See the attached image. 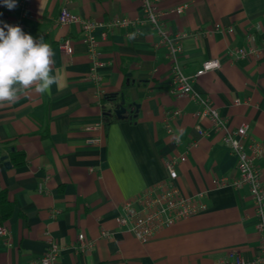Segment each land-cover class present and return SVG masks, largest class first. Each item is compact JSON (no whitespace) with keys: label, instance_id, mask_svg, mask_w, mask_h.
Returning <instances> with one entry per match:
<instances>
[{"label":"crops","instance_id":"1","mask_svg":"<svg viewBox=\"0 0 264 264\" xmlns=\"http://www.w3.org/2000/svg\"><path fill=\"white\" fill-rule=\"evenodd\" d=\"M16 4L9 10L0 0V21L21 24L35 39L43 36L55 52L63 86L53 85L43 95L30 91L0 108V189L16 203L13 216L0 223L7 229L0 235V264H35L52 243L61 249L59 264H222L230 252L250 264L260 255L254 202L249 187L231 185L239 172L226 137L248 125L244 142L264 145V0L158 4L164 12L186 6L165 20L173 34L186 35L179 58L186 76L195 77L205 61L220 60L219 70L195 77L193 86L226 119L228 132H217L208 118L197 116L199 104L174 91L168 50L159 45L161 36L146 21L139 0ZM64 7L84 20L131 21L106 39L97 31L106 63L98 84L89 79L81 26L57 23ZM66 42L73 48L70 55L61 49ZM249 46L259 54L242 60L227 56L229 49ZM113 93L124 99L126 115L137 116L136 124L105 126L102 101ZM105 107L115 111L113 104ZM177 110L182 116L169 121ZM91 139L98 143L88 144ZM192 143L196 146L189 149ZM12 151L24 153L26 164L14 166ZM184 154L176 184L185 196L201 198L207 210L141 243L117 218L126 202L167 180L166 162ZM257 166L264 179V157ZM223 180L226 185L216 182ZM80 234L93 243L87 253L78 248Z\"/></svg>","mask_w":264,"mask_h":264},{"label":"built area","instance_id":"2","mask_svg":"<svg viewBox=\"0 0 264 264\" xmlns=\"http://www.w3.org/2000/svg\"><path fill=\"white\" fill-rule=\"evenodd\" d=\"M139 1L142 4L146 21L161 36L159 45L165 46L168 50L174 91L180 96L189 98L199 104L201 110L197 113V116L208 118L217 132H228L226 119L212 105L210 99L203 97L193 86L195 77L219 70L221 68L220 60L210 59L205 61L195 77L186 76L179 61L183 51L182 41L186 35H175L166 27V18L171 13L181 15L184 13L186 6H180L169 12H164L158 7L160 0ZM57 23L60 25L75 23L81 26L91 60L89 79L93 83L98 84L101 82L102 70L106 67V63L102 59L100 43L96 36L97 31L101 29V38L106 39L112 29L116 27H128L131 21L127 19L115 20L104 24L103 22L84 20L72 14L67 7H64L58 16ZM13 26H19L22 29V25L19 23ZM61 49L68 55L73 53L70 42L62 44ZM258 54L259 51L255 46L229 49L227 51V56L236 60L247 59L249 56ZM182 114V110L175 111L169 121L179 118ZM167 127L168 131L172 133L173 130L170 123H168ZM198 132L201 136L207 134L202 127L198 128ZM228 133L231 134L226 137V141L231 145L232 151L236 156L237 170L239 172V178L234 180L231 185L236 189L245 186L249 187L256 211V230L260 237L261 253L250 264H264V179L261 170L257 166V162L264 157V145L257 141H252L249 145L244 142L248 138V125H242L237 130ZM97 143V139L88 141L90 145ZM194 146H196V143H192L189 149ZM186 154L171 158L166 162L168 171L167 180L155 187L149 188L124 204V213L117 218V223L134 234L141 243H147L161 231L207 210V205L201 198L185 196L176 184L179 178L177 165L187 160ZM216 182L218 185H226V181L224 180ZM5 234H7V229L1 226L0 235ZM102 234L108 236V233L104 232ZM78 242V248L83 253H87L93 248V243L88 242L83 234L78 236ZM60 256V247L56 243H52L44 256L35 261V264H59ZM221 263L249 264L237 252L228 253Z\"/></svg>","mask_w":264,"mask_h":264},{"label":"clouds","instance_id":"3","mask_svg":"<svg viewBox=\"0 0 264 264\" xmlns=\"http://www.w3.org/2000/svg\"><path fill=\"white\" fill-rule=\"evenodd\" d=\"M3 4L9 10L17 6L16 0H3ZM0 23V108L15 104L30 91L43 95L53 85L59 90L61 70L55 67L52 46L43 36L35 39L19 26Z\"/></svg>","mask_w":264,"mask_h":264},{"label":"trees","instance_id":"4","mask_svg":"<svg viewBox=\"0 0 264 264\" xmlns=\"http://www.w3.org/2000/svg\"><path fill=\"white\" fill-rule=\"evenodd\" d=\"M121 100L123 101V98H121ZM122 101L120 102L119 93L108 94L104 97L102 101V106L104 109L103 119H104V124L107 128L111 124L116 123V122L128 121L132 124L137 123V116L133 114L134 112L131 115L127 114L120 118L116 115L117 108L125 107L128 111V108L124 105L125 103L123 104ZM106 104H113L115 107V111L107 110L105 107ZM10 158L14 166L16 167H21L26 164V157L24 153L12 151L10 154ZM15 208H16V203L9 199L8 191L0 189V223L1 225H4V223L13 216Z\"/></svg>","mask_w":264,"mask_h":264},{"label":"water","instance_id":"5","mask_svg":"<svg viewBox=\"0 0 264 264\" xmlns=\"http://www.w3.org/2000/svg\"><path fill=\"white\" fill-rule=\"evenodd\" d=\"M123 104H124V99H123ZM126 113H127V109L125 108V107H123V108H117V110H116V115L120 118V117H123V116H125L126 115ZM5 166L6 167H10L11 165H10V163L9 162H6L5 163Z\"/></svg>","mask_w":264,"mask_h":264}]
</instances>
